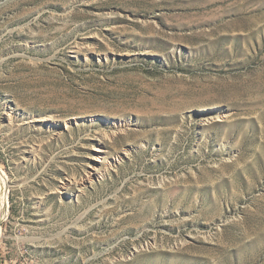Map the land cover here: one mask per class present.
<instances>
[{"label": "rangeland", "instance_id": "rangeland-1", "mask_svg": "<svg viewBox=\"0 0 264 264\" xmlns=\"http://www.w3.org/2000/svg\"><path fill=\"white\" fill-rule=\"evenodd\" d=\"M0 167V264H264V0H0Z\"/></svg>", "mask_w": 264, "mask_h": 264}, {"label": "bare ground", "instance_id": "bare-ground-1", "mask_svg": "<svg viewBox=\"0 0 264 264\" xmlns=\"http://www.w3.org/2000/svg\"><path fill=\"white\" fill-rule=\"evenodd\" d=\"M5 175L6 173L0 167V224L6 219L9 210V203L7 202L10 193L8 187L9 180Z\"/></svg>", "mask_w": 264, "mask_h": 264}]
</instances>
